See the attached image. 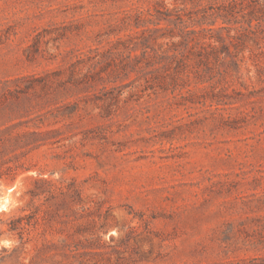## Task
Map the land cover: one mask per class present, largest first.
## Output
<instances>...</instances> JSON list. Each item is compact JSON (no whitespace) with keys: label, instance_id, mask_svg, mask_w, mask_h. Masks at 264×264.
Instances as JSON below:
<instances>
[{"label":"rangeland","instance_id":"1","mask_svg":"<svg viewBox=\"0 0 264 264\" xmlns=\"http://www.w3.org/2000/svg\"><path fill=\"white\" fill-rule=\"evenodd\" d=\"M132 3L145 6L142 0H0V264L108 263V254L81 247L90 234L76 227L84 222L74 219L76 189L114 216L99 233L115 247L108 264H254L264 256L246 239L264 209L250 212L238 200L264 192V77L253 56L264 39L245 43L242 78L221 90L225 105L169 106L172 94L128 85L112 110L68 113L61 105L74 97L55 81L48 93L39 85L35 93L22 92L29 81H14L66 70L69 50L94 46L112 14ZM260 58L264 66V53ZM43 179L65 184L71 196L31 195ZM246 217L251 228L240 233ZM228 223L233 232L226 235Z\"/></svg>","mask_w":264,"mask_h":264},{"label":"trees","instance_id":"2","mask_svg":"<svg viewBox=\"0 0 264 264\" xmlns=\"http://www.w3.org/2000/svg\"><path fill=\"white\" fill-rule=\"evenodd\" d=\"M142 2L145 6L132 3L129 7L114 12L113 22L95 37L94 46H88L86 50L79 52L69 50L73 59L67 66L65 77V69H46L42 73L16 77L14 81L28 80L29 86L22 90L27 93H31L32 89V93H35V85H39L42 93H48L55 81L60 87L58 91L74 97L61 105L60 110H71L68 113L73 110H88L91 107L112 110L113 104L118 106L120 103V95L128 85L139 88L143 93L152 90L165 95L172 94V100L167 102L169 106H188L207 101L211 105L227 104L222 98L221 90L226 84L242 78L240 69L245 43L252 40L258 45L264 39V0ZM40 39L38 35L36 44ZM258 48L253 56L258 66V78L263 80L264 66L260 64V57L264 49L261 46ZM27 59L34 60L33 52ZM132 74L134 77L130 79ZM127 79L130 80L124 83ZM99 84L101 87L98 88V94H90ZM108 84L112 86L108 87ZM254 180L260 185L259 178ZM36 182L43 188L38 191L30 190L33 196H39L45 191L50 197L54 194L52 192L63 193L65 197L71 196L65 184L55 186L46 179ZM74 195V204L79 205L76 209L72 207L78 213L74 219L84 221L76 223V227L80 233L90 234L89 237H84L85 243L80 242L81 247L96 249V254H108L106 261L110 263L109 254L115 247L106 243L99 234L111 225L114 216L109 212L110 208L102 211L101 203L85 200L79 189L75 190ZM238 200L250 212L264 209V192L244 195ZM253 201L257 202L254 206ZM95 206L100 212L90 216L89 213ZM66 216L68 222L73 221L68 214ZM257 219L259 223L254 222L253 234H246V239L256 249H264V230L261 229L264 227H260V220H264V215H259ZM247 221L248 217L238 222V232L242 233L251 228ZM228 224L224 230L226 235L233 232L232 224ZM85 225L88 227L82 230L80 227ZM18 228V225H13L10 230ZM231 237L234 236H227V239ZM78 245L79 242L76 243ZM245 263V259L235 262ZM253 263L264 264V256Z\"/></svg>","mask_w":264,"mask_h":264}]
</instances>
